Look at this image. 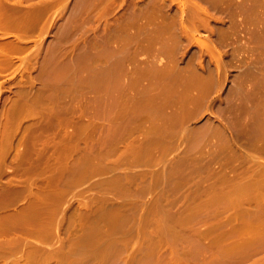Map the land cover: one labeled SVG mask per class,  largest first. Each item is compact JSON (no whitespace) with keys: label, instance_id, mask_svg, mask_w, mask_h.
<instances>
[{"label":"rangeland","instance_id":"rangeland-1","mask_svg":"<svg viewBox=\"0 0 264 264\" xmlns=\"http://www.w3.org/2000/svg\"><path fill=\"white\" fill-rule=\"evenodd\" d=\"M0 43V264H264V0H0Z\"/></svg>","mask_w":264,"mask_h":264},{"label":"bare ground","instance_id":"bare-ground-1","mask_svg":"<svg viewBox=\"0 0 264 264\" xmlns=\"http://www.w3.org/2000/svg\"><path fill=\"white\" fill-rule=\"evenodd\" d=\"M1 44L4 45V43H0V46H1ZM4 46H5V45H4ZM4 46H1V47H4ZM1 49H2V48H1ZM3 50H4V51H2V50H1V51H2V52H5V49H4V48H3ZM5 53H6V52H5ZM0 54H1V55H0V58H3V56H2L3 53L0 52ZM1 56H2V57H1ZM8 56H9V55H8ZM4 57H5V56H4ZM6 57H7V56H6ZM3 59H4V58H3ZM3 59H2V60H3ZM6 59H7V58H6ZM2 60H0L2 63H3V61H4V62L7 61V62L9 63V60H10V59H9V60H5V59H4L3 61H2ZM7 62H6V63H7ZM10 62H11V60H10ZM9 64H10V63H9ZM6 65H7V64H6ZM9 191H11V190H9ZM8 193L11 194V193H14V192H7V196H8ZM10 194H9L8 197L12 196V195H10ZM3 196H4V195H3ZM7 196H6V197H3V199H5L4 201H6V203H9V202L6 200V198H8ZM13 197H14V196H12V200L15 198V197H14V198H13ZM10 199H11V198H10ZM1 200H2V197H1ZM1 200H0V201H1ZM12 200H11V201L9 200V201L12 202ZM4 201H1L2 204H3ZM4 203H5V202H4ZM0 205H1V204H0ZM1 225H2V227H4V224H1ZM2 227L0 226V229H1Z\"/></svg>","mask_w":264,"mask_h":264}]
</instances>
